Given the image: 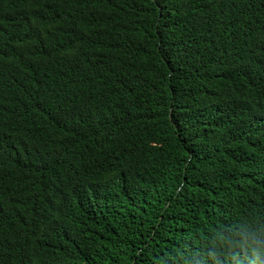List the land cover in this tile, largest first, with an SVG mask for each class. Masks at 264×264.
<instances>
[{"label": "trees", "instance_id": "trees-1", "mask_svg": "<svg viewBox=\"0 0 264 264\" xmlns=\"http://www.w3.org/2000/svg\"><path fill=\"white\" fill-rule=\"evenodd\" d=\"M0 264H264V0H0Z\"/></svg>", "mask_w": 264, "mask_h": 264}]
</instances>
